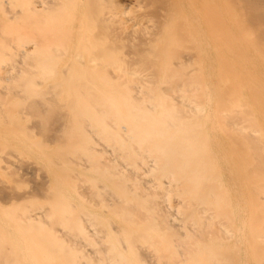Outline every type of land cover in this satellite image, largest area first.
<instances>
[{"label": "bare ground", "instance_id": "6f19581e", "mask_svg": "<svg viewBox=\"0 0 264 264\" xmlns=\"http://www.w3.org/2000/svg\"><path fill=\"white\" fill-rule=\"evenodd\" d=\"M0 177V264H264V0H0Z\"/></svg>", "mask_w": 264, "mask_h": 264}, {"label": "rangeland", "instance_id": "374dc122", "mask_svg": "<svg viewBox=\"0 0 264 264\" xmlns=\"http://www.w3.org/2000/svg\"><path fill=\"white\" fill-rule=\"evenodd\" d=\"M29 116H31V115H29ZM29 116H25V119H24V122L23 123H24L25 126H27L28 128L32 129L30 131L31 132V135H30L31 140L45 143L46 140H47L45 138V136H43V134H41L39 131H38L39 132L38 133L37 130H35L33 128L34 127V122L35 121L37 122V120L33 121L36 117L33 116L34 117V119H33V117L31 118ZM51 117H49V118H51ZM49 118H48V120H49ZM50 122H52V120ZM50 122H48L49 125H52V123H54V121L52 123H50ZM48 123H47V125H48ZM49 125L47 127L48 129H50V127L52 128V126L54 124L52 126H49ZM33 174H35V176H33ZM33 174L32 175H29V176H26V177H20V176H17V175H13L12 174V177L10 178V182L7 183V185L9 184L8 185L9 189L11 187L12 190L14 192H16V194L23 195V194L27 193L32 187H44L45 188L48 185H50V184L47 183V178L45 179V178H43L41 176L39 170L38 171L36 170V172L33 173ZM3 180L0 177V181H3ZM77 181L78 182H76V187L79 188L78 190L81 191V189H85L84 187H82V185H83L82 182L79 181V180H77ZM10 184H11V186H10ZM80 193H82V191ZM12 194L14 195L15 193H12Z\"/></svg>", "mask_w": 264, "mask_h": 264}]
</instances>
